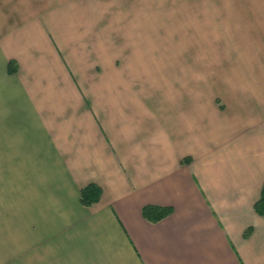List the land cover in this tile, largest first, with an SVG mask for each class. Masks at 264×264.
Instances as JSON below:
<instances>
[{
  "label": "crops",
  "instance_id": "1",
  "mask_svg": "<svg viewBox=\"0 0 264 264\" xmlns=\"http://www.w3.org/2000/svg\"><path fill=\"white\" fill-rule=\"evenodd\" d=\"M263 186L264 0H0V264H264Z\"/></svg>",
  "mask_w": 264,
  "mask_h": 264
},
{
  "label": "trees",
  "instance_id": "2",
  "mask_svg": "<svg viewBox=\"0 0 264 264\" xmlns=\"http://www.w3.org/2000/svg\"><path fill=\"white\" fill-rule=\"evenodd\" d=\"M13 63L9 64V70L15 71L13 67ZM102 190L99 186L95 184H90L85 187L81 192V201L85 206H90L96 202H98L101 198ZM255 210L257 213L264 217V186L262 189V193L260 199L255 204ZM172 209L169 207H161V206H153L149 205L143 208V215L150 221L157 222L162 220L171 214ZM251 233V229L246 231L245 235L248 236Z\"/></svg>",
  "mask_w": 264,
  "mask_h": 264
},
{
  "label": "rangeland",
  "instance_id": "3",
  "mask_svg": "<svg viewBox=\"0 0 264 264\" xmlns=\"http://www.w3.org/2000/svg\"><path fill=\"white\" fill-rule=\"evenodd\" d=\"M156 2L158 3V2H159V0H156Z\"/></svg>",
  "mask_w": 264,
  "mask_h": 264
}]
</instances>
